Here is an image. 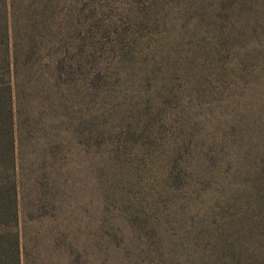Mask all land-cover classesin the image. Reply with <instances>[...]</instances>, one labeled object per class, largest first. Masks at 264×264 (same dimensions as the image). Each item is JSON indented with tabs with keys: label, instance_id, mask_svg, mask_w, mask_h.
I'll return each instance as SVG.
<instances>
[{
	"label": "rangeland",
	"instance_id": "rangeland-1",
	"mask_svg": "<svg viewBox=\"0 0 264 264\" xmlns=\"http://www.w3.org/2000/svg\"><path fill=\"white\" fill-rule=\"evenodd\" d=\"M5 1L20 263L264 264V0ZM73 42L88 62L54 84L36 66Z\"/></svg>",
	"mask_w": 264,
	"mask_h": 264
},
{
	"label": "trees",
	"instance_id": "trees-1",
	"mask_svg": "<svg viewBox=\"0 0 264 264\" xmlns=\"http://www.w3.org/2000/svg\"><path fill=\"white\" fill-rule=\"evenodd\" d=\"M239 1L242 2V0ZM5 2V0H0V264H21V244L17 231H13L18 217L19 204L21 208L23 205L19 200L20 192L18 189L19 182L17 181V167L21 164L17 163L15 155L17 145L15 144L12 106V99H14L13 96L15 95L13 85H15L18 75L19 58H17L15 52L10 53V36L8 35L7 19L4 12ZM230 14L232 13L230 12ZM29 40H26V45L30 43ZM76 47V43L73 42L71 48L63 49V54H65V51L66 54H70L69 59V55L58 58L50 48L45 49L43 54L46 56H44L42 65L40 62L36 68L41 66L43 70L45 67V74H47L48 78L54 84L62 81L65 82L75 71L80 73L84 67V63L86 64L88 62V58L83 57L81 59V53H77V56H75L76 53L73 54ZM31 49L26 52L21 61L22 65L26 64L29 68L31 65L27 64H29L30 57L35 52V50L33 51ZM78 50L81 51L79 46ZM183 152L177 149L175 152L177 155L174 154L173 156L175 158L168 163L165 178L166 185H177L182 177H188L189 174L184 169L185 160L183 159ZM261 163L256 165L252 170L256 179H259L253 180L257 190L264 185V161ZM23 173L20 172V177ZM39 173L42 177V172ZM34 199V201L44 200V202L49 200L48 195L46 196L40 188H37ZM155 215L158 214L155 212L150 213L143 206L137 205L126 210L124 221H127L130 226H135L140 230L142 226L148 224V227L145 228L146 234L151 235L159 224L158 218L157 220L154 219ZM113 235H111V239Z\"/></svg>",
	"mask_w": 264,
	"mask_h": 264
}]
</instances>
